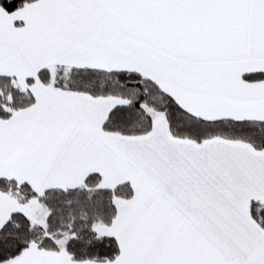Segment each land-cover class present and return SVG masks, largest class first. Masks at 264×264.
Returning a JSON list of instances; mask_svg holds the SVG:
<instances>
[{"label":"snow or ice","instance_id":"obj_1","mask_svg":"<svg viewBox=\"0 0 264 264\" xmlns=\"http://www.w3.org/2000/svg\"><path fill=\"white\" fill-rule=\"evenodd\" d=\"M0 264H264V0H0Z\"/></svg>","mask_w":264,"mask_h":264}]
</instances>
